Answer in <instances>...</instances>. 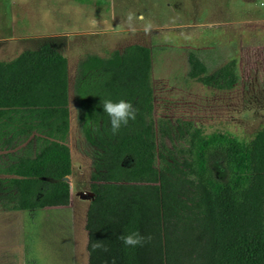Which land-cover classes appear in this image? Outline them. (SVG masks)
<instances>
[{"label":"trees","instance_id":"16d2710c","mask_svg":"<svg viewBox=\"0 0 264 264\" xmlns=\"http://www.w3.org/2000/svg\"><path fill=\"white\" fill-rule=\"evenodd\" d=\"M187 61L188 76L204 85L238 81L233 59L213 72L193 51ZM72 90L91 148L87 264H264V126L244 141L191 120L154 119L151 51L140 44L85 56ZM104 99L130 101L136 119L112 134ZM68 131L66 57L44 42L0 60L1 210L69 205ZM133 231L150 239L126 248L119 236Z\"/></svg>","mask_w":264,"mask_h":264},{"label":"rangeland","instance_id":"374dc122","mask_svg":"<svg viewBox=\"0 0 264 264\" xmlns=\"http://www.w3.org/2000/svg\"><path fill=\"white\" fill-rule=\"evenodd\" d=\"M44 42L67 59L73 193L88 188L91 171L72 90L77 64L89 54L150 48L154 119L191 120L205 132L228 131L244 141L264 126V0H0V60ZM191 51L208 72L235 60L238 81L219 89L190 78ZM213 169L224 178L219 164ZM85 204L0 209V249H11L12 259L23 252L27 264H87Z\"/></svg>","mask_w":264,"mask_h":264},{"label":"clouds","instance_id":"9594fccd","mask_svg":"<svg viewBox=\"0 0 264 264\" xmlns=\"http://www.w3.org/2000/svg\"><path fill=\"white\" fill-rule=\"evenodd\" d=\"M131 19L132 17L129 16V21ZM145 31H147V28H145ZM101 107L103 108V113H106L109 118L112 134H116L122 125H127L129 120L136 119V110L133 104L125 99L118 101L104 99L101 101ZM119 239L126 248H135L142 246L150 237H145L138 231H133L128 234H121ZM93 247H99V245H93Z\"/></svg>","mask_w":264,"mask_h":264},{"label":"crops","instance_id":"0c3cea01","mask_svg":"<svg viewBox=\"0 0 264 264\" xmlns=\"http://www.w3.org/2000/svg\"><path fill=\"white\" fill-rule=\"evenodd\" d=\"M67 72H68V66H67ZM68 77H69V72H68ZM68 109H69V131H68V137H67V143L66 144L69 146V149H70V136H71L70 134H71V129H72V117H71V98H70L69 78H68ZM3 138H4V136H2V139ZM24 144L25 143L20 145V147L23 146ZM33 149H34V147L32 148V150ZM4 152L5 151H0V154H3ZM70 153H71V157H72L71 149H70ZM2 159H4V158H2ZM71 170H72V167H71ZM0 176H3V175L0 174ZM70 177H71V175L65 177V180L69 183V186H70L69 206L72 205V202H86L85 205H86V210H87L88 203H89L90 199L92 198V193L89 191V185L85 191L78 189L76 192L73 193L71 190L72 183L70 182ZM75 193L77 194L78 197H76L74 195ZM85 193H86V195H85ZM53 208L59 209V208H63V207H51V208H44V209H53ZM38 210H42V209H38ZM38 210H34V211H38ZM85 214H86V211H85ZM84 223H85V220H84ZM84 223H83V226H84ZM85 233H86V231H85ZM85 245H86V241L84 242V246ZM74 250H75V248H74ZM11 255H13L11 253V249L10 250L0 249V264H13L12 260L16 261V264H22L24 262H25V264L28 263V259H27L26 255L23 254V252H20L19 257H17V255L14 256L13 259L11 258ZM86 259H87V257H86Z\"/></svg>","mask_w":264,"mask_h":264},{"label":"water","instance_id":"95a60500","mask_svg":"<svg viewBox=\"0 0 264 264\" xmlns=\"http://www.w3.org/2000/svg\"><path fill=\"white\" fill-rule=\"evenodd\" d=\"M64 179H65V177H64Z\"/></svg>","mask_w":264,"mask_h":264}]
</instances>
